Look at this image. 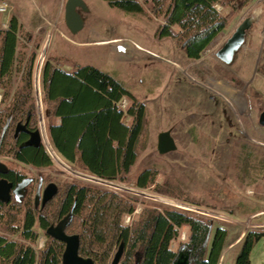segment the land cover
<instances>
[{
	"label": "rangeland",
	"instance_id": "rangeland-1",
	"mask_svg": "<svg viewBox=\"0 0 264 264\" xmlns=\"http://www.w3.org/2000/svg\"><path fill=\"white\" fill-rule=\"evenodd\" d=\"M83 1L87 9H78V12L85 25L77 35H72L65 24L67 0H0V5L10 7L8 13L0 14L1 27L4 29L5 24L9 27L10 21L17 19L23 30L19 51L26 54V59L36 44L42 45L35 65L36 75L42 61L41 70H38L39 88L40 74L47 61L59 64L60 69L68 73H73L75 65L91 66L121 82L146 108L139 156L128 180L113 182L115 188H112L94 183L87 177V172L62 159L60 163L56 157L53 167L34 169L0 155V162L8 169L32 179L27 189V193L32 192V203L35 204L38 185L44 189L55 184L62 190L67 184L77 183L136 200V211L132 217L125 218L126 226L143 208L165 211L178 208L175 206L178 204L209 214L207 217L186 211L211 219L214 232L218 227L226 229L227 249L248 232H264V128L258 124L259 113L264 109V0H253L236 13L219 5V12L227 21L226 28L216 45L196 62L188 60L172 40L156 38L163 19L155 18L148 6L145 9L150 19L126 14L110 7L106 0ZM144 1L139 0L141 4ZM255 16L257 19L233 63L221 64L215 57L216 52L244 19ZM118 39L123 42L95 44ZM134 44L157 57L137 51ZM21 85L20 74L14 77L11 96L4 103V91L0 90V111L13 102V94ZM34 97L38 123L42 121L46 127L41 88L40 97H37L35 85ZM37 98L41 100L40 106ZM123 102L128 105L127 100L121 105ZM124 122L131 123V120L126 116ZM167 131L175 140L177 150L160 155L158 136ZM45 143L49 146L47 141ZM152 168L158 171L155 184L147 190L138 189V175ZM156 188L161 193L154 192ZM36 207L39 213L41 199ZM23 215L21 209L15 226L22 221ZM10 216H13L12 212H9ZM35 231L40 237L32 246L40 251L48 238L38 224ZM179 232L178 239L171 245L175 251L178 243L185 242L188 237L186 227ZM0 235L22 241L19 234L6 231L1 222ZM240 248L239 244L230 249L222 264H236ZM250 264H264V237L255 244Z\"/></svg>",
	"mask_w": 264,
	"mask_h": 264
},
{
	"label": "trees",
	"instance_id": "trees-1",
	"mask_svg": "<svg viewBox=\"0 0 264 264\" xmlns=\"http://www.w3.org/2000/svg\"><path fill=\"white\" fill-rule=\"evenodd\" d=\"M108 5L129 15L150 19L148 6L155 18H162L156 32L158 40L170 39L190 61L216 45L226 28V18L215 8L221 5L236 13L253 0H106ZM0 23V90L2 102L11 96L13 79L21 74V87L13 94V102L0 111V155L11 157L36 169L53 167L54 161L45 146H24L27 134L15 137L18 125L30 131L39 129L34 97L35 65L42 45L36 44L26 59L19 51L22 27L13 18L7 30ZM175 28L178 31H175ZM31 40V39H30ZM46 130L57 157L89 175L109 182H125L137 162L141 136L145 126V106L114 77L91 66L75 65L73 73L59 64L45 62L40 74ZM128 101L125 109L120 107ZM9 128L2 137L7 119ZM129 117L131 123H125ZM158 171L146 169L136 179V187L147 190L156 182ZM13 184L25 176L10 170L5 176ZM59 190V189H58ZM161 193L158 188L154 190ZM23 219L15 226L18 212ZM136 211V200L112 191L77 183L67 184L38 213L32 203V192L20 200L0 203V222L10 234L22 241L0 235V264H62L65 244L47 236L42 250L32 246L39 240L38 224L46 232L70 213L68 235L80 237L79 255L94 264H111L121 244L124 255L120 264H174L180 254L189 256V264H220L226 249L228 232L218 227L213 231L211 219L193 216L178 208L165 211L143 208L129 226L126 217ZM9 212L13 216L9 217ZM9 217V220L7 218ZM182 227L188 229L185 242L171 249ZM264 232H248L240 242L236 264H250L254 246ZM212 238V239H211ZM211 240V242H210ZM28 242L31 245L26 244Z\"/></svg>",
	"mask_w": 264,
	"mask_h": 264
},
{
	"label": "water",
	"instance_id": "water-1",
	"mask_svg": "<svg viewBox=\"0 0 264 264\" xmlns=\"http://www.w3.org/2000/svg\"><path fill=\"white\" fill-rule=\"evenodd\" d=\"M78 9L82 11H86V4L83 0H67L65 4V24L68 30L72 35H77L84 29V20L81 14L78 12ZM257 17H251L244 19L241 24L237 27L233 35L221 46V48L216 52L215 56L218 60L226 65H230L236 53L244 46L245 39L248 31L251 29L253 23L256 21ZM49 40L45 44L42 55H44L45 50L47 49ZM43 58V56H42ZM41 58V60H42ZM42 61L39 62L37 66V71L35 75V91L37 97H40V88H39V73L38 70H41ZM39 70V71H40ZM38 106L41 105V100L37 98ZM12 116H9L4 126L2 137H4L7 129L9 128ZM41 120V118H40ZM39 129L34 132H29L26 130L25 126L18 125L16 128L15 135L17 136L21 130H24L29 135V140L25 143V146H35L38 147L40 145L45 144L44 136L47 142L50 145L47 131L44 123L40 121ZM260 124L264 127V112L261 114L260 117ZM44 126V131H43ZM157 150L160 155H168L174 153L177 150V146L175 140L171 136L169 131L162 132L158 136V145ZM9 169L8 167L0 162V203L8 204L11 202L12 197L15 200L20 201L21 198L24 196V192L26 188L32 183V179L26 178L21 183L13 186L5 178L4 176L8 174ZM58 187L55 184H49L41 198L40 191L37 192L35 198V205L38 204L39 200L41 199V207L43 208L49 201H51L57 194H58ZM73 213H70L64 220L59 222L57 225H52L46 231V235L58 240L65 244V250L62 257V264H94L91 259L83 258L79 255L80 249V237L78 235H68L66 233V228L69 223L72 221ZM124 255V245L121 244L118 251L116 252L113 261L111 264H120L121 260ZM174 264H189V256L185 254H180Z\"/></svg>",
	"mask_w": 264,
	"mask_h": 264
},
{
	"label": "built area",
	"instance_id": "built-area-1",
	"mask_svg": "<svg viewBox=\"0 0 264 264\" xmlns=\"http://www.w3.org/2000/svg\"><path fill=\"white\" fill-rule=\"evenodd\" d=\"M215 8L218 10V11H220L221 10V7L219 6V5H216L215 6ZM10 11V7H9V5L8 4H1L0 5V14H6V13H8ZM4 29H8V25H4ZM122 103V102H121ZM120 107L121 108H126L127 107V103L126 102H123V104L121 105L120 104ZM46 148V150L48 151V153H49V155L52 157V159H55L54 158V156H53V154L50 152V150H49V148L46 146L45 147ZM50 148H51V150L56 154V152L54 151V149L52 148V146H51V144H50ZM57 155V154H56ZM58 156V155H57ZM87 177H89V179L91 180V181H94V183H97L98 185H101V186H105V187H112V188H115V186H114V184H113V182H109V181H106V180H103V179H99V178H96V177H94V176H91V175H89V176H87ZM175 204V203H174ZM173 203H172V205H174ZM176 207H178V208H182V209H184L185 211H188V212H193V213H197V214H199V215H203V216H207V217H209L208 215L209 214H207L206 212H202V211H200V210H197V209H195V208H191V207H188V206H178V205H175ZM42 247H43V242H41V244H40V249H42Z\"/></svg>",
	"mask_w": 264,
	"mask_h": 264
},
{
	"label": "flooded vegetation",
	"instance_id": "flooded-vegetation-1",
	"mask_svg": "<svg viewBox=\"0 0 264 264\" xmlns=\"http://www.w3.org/2000/svg\"><path fill=\"white\" fill-rule=\"evenodd\" d=\"M215 57H216V56H215ZM216 59H217V58H216ZM217 60H218V59H217ZM198 61H199V60H198ZM218 61H219L221 64L226 65V64L222 63L220 60H218ZM195 62H196V61H195ZM232 63H233V62H232ZM232 63H231V64H232ZM263 71H264V67H263ZM263 112H264V109L259 113V116H258V124H259V126L262 127V128H264V127L260 124V117H261V114H262ZM25 128H26V127H25ZM26 130L29 131V132H34V131H30V130H28L27 128H26ZM15 133H16V130H15ZM21 133H23V134H27V135H28V133L25 132L24 130H21V131L18 133V135H20ZM18 135H17V136H18ZM17 136L15 135V137H17ZM28 140H29V135H28V139L26 140V142H27ZM26 142H25V143H26ZM25 143L23 144L24 146H25ZM34 147H35V146H34ZM20 164H22V163H20ZM23 165H25V164H23ZM26 166H28V165H26ZM32 168H34V167H32ZM34 169H36V168H34ZM9 172H10V169H9ZM9 172H8V174H9ZM8 174H6V175H4V176H1V177H2V178H5V176H8ZM5 179L8 180L7 178H5ZM24 179H26V178H24ZM24 179H23V180H24ZM23 180H22V181H23ZM8 181H9L10 183H12L10 180H8ZM22 181H21V182H22ZM21 182H19V183H21ZM19 183H17V184H13V183H12V184H13V186L15 187V186L18 185ZM29 186H30V185H29ZM29 186H28V187H29ZM28 187L26 188V190H25V192H24V195L27 193V189H28ZM46 187H47V186H46ZM46 187H45V188H46ZM45 188L42 189V185H38L37 190H36V194H37L38 191H40V195H41V198H42V196H43V192H44ZM23 197H24V196H23ZM23 197H22V198H23ZM22 198H21V199H22ZM12 199L15 200L14 197H12ZM11 201H12V200H11ZM41 208H42V207H41ZM244 237H245V236H244ZM242 240H243V238L241 239V241H242ZM241 241H240V242H241Z\"/></svg>",
	"mask_w": 264,
	"mask_h": 264
},
{
	"label": "bare ground",
	"instance_id": "bare-ground-1",
	"mask_svg": "<svg viewBox=\"0 0 264 264\" xmlns=\"http://www.w3.org/2000/svg\"><path fill=\"white\" fill-rule=\"evenodd\" d=\"M121 43V42H123L121 39H118V40H112V41H103V42H96L95 44H97V45H112V44H116V43ZM134 47L137 49V51L139 50V51H141V52H144L145 54H147V55H150V56H154V57H157L155 54H153V53H150L149 51H147V50H145L144 48H142V47H140V46H138V45H136V44H134ZM159 59V58H158ZM172 64V63H171ZM177 68H180L179 66H177ZM40 70V69H39ZM39 75V74H38ZM236 99V98H235ZM238 100V99H237ZM44 127V126H43ZM44 140H45V142L47 141L46 140V138H45V136H44ZM48 143V142H47ZM46 144V143H45ZM49 144V143H48ZM47 145V144H46ZM47 147H50V145L49 146H47ZM51 148H49V150H50ZM52 150H50V152H51ZM53 152V151H52ZM51 152V153H52ZM53 155H54V157H56L57 158V160H59V158L57 157V155L53 152L52 153ZM59 162L60 163H62L61 162V160H59ZM176 205H178V204H176ZM178 206H180V205H178ZM260 215H262V213L261 214H256L255 216H253L252 217V219L253 218H255L256 216H260ZM242 238H240L239 240H238V242H240V240H241ZM237 242V243H238Z\"/></svg>",
	"mask_w": 264,
	"mask_h": 264
},
{
	"label": "crops",
	"instance_id": "crops-1",
	"mask_svg": "<svg viewBox=\"0 0 264 264\" xmlns=\"http://www.w3.org/2000/svg\"><path fill=\"white\" fill-rule=\"evenodd\" d=\"M47 131V130H46ZM48 136V135H47ZM49 139V138H48ZM50 142V141H49ZM241 241V240H240ZM240 244V242H238L236 245H234L233 247H231L230 249L232 250V249H234L237 245H239ZM230 249H225V252H224V254H223V256H222V259H221V261H220V264H222V261L224 260V258H225V256H226V254H227V252H229L230 251Z\"/></svg>",
	"mask_w": 264,
	"mask_h": 264
}]
</instances>
